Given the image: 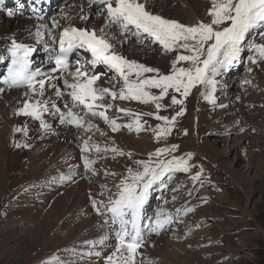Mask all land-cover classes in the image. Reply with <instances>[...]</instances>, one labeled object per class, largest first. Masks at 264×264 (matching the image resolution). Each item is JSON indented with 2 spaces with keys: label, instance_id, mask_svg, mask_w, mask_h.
Listing matches in <instances>:
<instances>
[{
  "label": "snow or ice",
  "instance_id": "snow-or-ice-1",
  "mask_svg": "<svg viewBox=\"0 0 264 264\" xmlns=\"http://www.w3.org/2000/svg\"><path fill=\"white\" fill-rule=\"evenodd\" d=\"M209 2L206 19L186 24L152 11L149 0H86L87 10L83 4L79 6V19L84 22V27L69 24L57 35L55 30L61 28L58 20L53 19L50 27L40 26L45 28L51 38V45L45 41L44 49L48 54L47 62L53 65L47 71L39 66L33 68L31 58L36 49L13 39L7 48L8 56H0V63L7 62L10 58L6 74L0 75H3L2 83L9 89L25 90L21 106L14 109V115L38 121L39 130L44 134L52 131V125L45 119L48 114L58 115L62 125L85 132L95 130L101 136H107V133L93 123V119L102 120L112 133L127 128L129 132L139 134L147 130V121L143 118L149 116L162 122L152 128L153 139L157 143L167 141L177 128L179 118L185 116V102L194 88H201L200 96L216 106V92L220 84L217 77L234 67L245 50L253 53L249 57L251 65L264 66V31H260L264 29V0ZM3 4L4 0H0V5ZM93 16L103 18V24L99 27L89 26L88 22ZM64 19L69 17L65 16ZM257 33L262 42L255 39ZM42 35L38 27L36 36L39 38ZM133 37L135 43L142 47L157 46L154 50L164 56L174 53L167 71L139 63L117 51V45L123 47ZM80 50L90 54V58H86L72 70L69 57ZM247 71L251 73L253 68L249 67ZM107 73H113L105 82L109 86L98 83ZM244 83L250 84L251 81L245 80ZM49 88L53 90L51 96H47ZM57 100L64 101L66 111L57 106ZM117 100L152 105L154 111L135 112L115 104ZM114 108L117 113L128 118L127 123H118L120 117L108 114ZM169 109L173 114H160ZM28 132L27 124L13 128L14 134L22 133L24 137H28ZM187 134V130H184V135ZM90 140L91 137H88L80 146L85 172L93 176L99 174L94 165L99 159L108 158L102 153H111L113 160L127 157L132 161V165L127 166L123 173L107 170L103 173L105 177H120L118 183L114 184L115 198L108 195L107 203L91 196L89 198L97 215L108 216L105 224L112 227L115 238L113 250L103 257L104 264H137V257H142L140 249L146 243L141 220L149 197L157 187L165 186L175 173H190L193 167L189 163L192 154L177 156L175 153L180 146L171 144L158 147L148 154L147 160H140L134 159L132 152L120 149L114 141L110 145L101 146L90 144ZM13 146L30 147L27 143L15 140ZM93 151L97 154V159L89 158ZM202 176L203 168L192 175L191 179L200 181ZM59 179L69 180L71 176L62 175ZM53 182H56L55 179ZM176 190L178 189H173ZM106 191L110 192L105 185L100 196L103 197ZM181 211L176 209L173 215L161 209L146 226L148 234L159 235L180 216ZM192 211L193 208H183L184 215ZM110 239L111 236L105 233L96 240L86 241L87 251H70L82 258L101 257V250L109 246L107 242ZM98 248L101 250H97ZM44 264L65 262L60 257L53 256ZM140 264L151 262L141 260Z\"/></svg>",
  "mask_w": 264,
  "mask_h": 264
},
{
  "label": "rangeland",
  "instance_id": "rangeland-1",
  "mask_svg": "<svg viewBox=\"0 0 264 264\" xmlns=\"http://www.w3.org/2000/svg\"><path fill=\"white\" fill-rule=\"evenodd\" d=\"M63 1L59 0L58 3L69 2L66 8L72 6L71 0ZM8 9L4 11L5 14ZM157 53L156 56H162L164 62L169 65L168 56ZM250 56L246 53L240 60L244 66L239 72L235 68L232 69L235 73L238 72V75L224 73L220 78L224 89L221 93L224 96L229 93L225 97L228 96L232 100L224 107V112L223 108L212 109L200 96L202 89L194 88L185 102V116L179 118L177 128L167 141H155L153 146H149L150 149L156 150L158 147L178 144L180 147L175 155L185 156L191 153L192 159L189 163L193 167L190 173H175L166 184L163 201L153 205L155 214L161 209L174 213L173 215L176 209L182 211L160 235L152 233L147 237L146 246L140 249L142 257H137V264H140L141 260L150 261L151 264H264V66L260 68L246 64L250 63ZM249 67H254L251 73L247 71ZM231 77L235 80L230 81ZM245 80H250L251 83L245 84ZM195 95H198L197 101ZM167 102L166 100L165 103ZM235 106H238L237 112L226 111L227 108L233 110ZM149 108L154 111L153 106ZM160 114L173 113L169 109ZM146 121L154 127L160 123L155 119ZM230 129L235 130L232 133L229 132ZM184 130H187V135H184ZM208 131L210 133H207ZM79 158L83 163L81 156ZM117 159L125 167L128 166L125 160L120 157ZM139 159L146 158L140 155ZM80 162L75 167V176L78 173L80 176L68 182L69 188L77 187L75 184L80 177L79 180L84 178L82 182H86V185L87 178L94 177L84 171ZM104 164L108 168L109 164ZM112 164L114 163L109 165L112 169L120 168ZM94 168L97 169V164ZM201 168V180L193 181L191 176ZM98 173L94 178L104 182V170L100 168ZM117 178L119 175L113 180ZM20 182L22 183L19 181L11 184L20 185ZM52 186L55 188L57 183ZM88 187L94 190L95 184H88ZM65 192L63 190L58 196V193H55V196L49 198L53 204L59 201L61 210L57 214L54 212L52 218L49 217L52 203H48L44 211L40 209V212L38 209V205L42 203L40 193L29 190L24 200L13 196L17 202L29 201V204H18L17 207L10 205L8 200V196L11 197L12 194L4 195V199L0 201V264H44V256L54 252L65 264H104L103 257L110 254L115 243L107 242L108 247L102 250L98 248L102 251L100 258H82L71 253L70 250L75 247L77 253L87 250L85 242L90 240L84 241L85 238H81L78 233L85 228V234L89 237L90 230L86 228L89 215L81 214L80 209L74 206L69 192H66L68 196H65ZM85 192L88 194L87 189ZM93 196L96 200L102 197L98 194ZM46 197L48 196H44L45 201ZM173 197L176 199L173 200ZM85 198H88V195H85ZM183 208H193L194 211L184 215ZM64 210H71L75 218L72 225L56 238V216H62ZM154 217L155 215L152 218ZM101 228H105L103 223ZM73 238L76 240L74 244ZM148 239L150 241H147ZM64 240L67 241L66 245L61 244Z\"/></svg>",
  "mask_w": 264,
  "mask_h": 264
},
{
  "label": "bare ground",
  "instance_id": "bare-ground-1",
  "mask_svg": "<svg viewBox=\"0 0 264 264\" xmlns=\"http://www.w3.org/2000/svg\"><path fill=\"white\" fill-rule=\"evenodd\" d=\"M37 1L40 2L41 0H37ZM46 1L48 0H43V2ZM71 1H72V6L70 8H66L69 4V2H66L68 4L58 7L56 13L47 16L46 17L47 20L40 21L38 17L33 19V18H27L26 16H20L16 6H14L15 9H11L10 11L8 10L7 14H5L4 11L8 7V5H10L11 6L10 8H12L14 3L16 2L12 0H4V4L0 5V56H5V57L8 56L7 48L10 45L11 41L15 39L17 42L29 45L34 49L36 48L37 45L40 46L41 55L39 57L37 56L38 54L37 55L35 54L36 58L34 60L37 63L35 67L39 66L45 71L50 69L53 65L47 62L48 54L45 52L44 49H45V41H48V44L51 45V38L47 35L45 28L40 26L47 25L50 27L53 19L58 20L61 25V28L55 30L57 35L59 34V32L62 30L63 27L68 26L69 24H72L77 27H84L85 26L84 22L80 21L79 19V14H80L79 6L83 4L85 6V10H87L86 0H71ZM24 2L27 1L25 0ZM3 7H5L4 11H2ZM149 7L151 8L152 11L159 13L165 17L178 20L182 23L191 24V23H195L197 19H206V12L210 7V2L209 0H149ZM31 8H32V4H30L28 9L32 10ZM35 11L36 13H40L41 16L45 14V9L39 11L35 9ZM22 12H26V11L24 10ZM9 13H12V15H9ZM65 16H68L69 19L67 20L64 19ZM103 22H104L103 18H96L95 16H93L88 22V25L89 26L95 25L96 27H99L103 24ZM38 27L41 33H43V35L39 38L36 36V31ZM255 39L257 40V42H262L259 40L258 33L255 35ZM155 47L157 46L142 47L141 45L135 43V38L133 37L129 39V42L125 44L123 47L117 45V51L122 52L129 59L136 60L139 63H143L149 66L158 67L163 71H167L169 65H167L164 62V59L161 58L162 56L160 58L156 56L158 54L157 52L159 51H155L154 50ZM246 53H248V55H253V53H251L250 51L245 50L242 53L240 60H242L243 56ZM171 55H175V54L173 53L168 56L169 61L171 59ZM6 64H10V58L8 59L7 62L0 63V70H2ZM246 64L249 65L250 63L248 62ZM243 66L244 63L242 64V61L241 63L239 61L234 67H232L229 71H227L225 75L226 74L238 75L237 73L241 68L243 69ZM234 68L238 70L237 73L234 72L235 70L234 71L232 70ZM71 69L74 70L75 68H71ZM112 75L113 73H107V75L101 77V81H98V83H102L104 84V86H109L105 82ZM220 78L221 76L217 77V79L220 81V84L218 85V89L216 92V97H217L216 106L210 104V107H212V109L214 108L224 109V107H220V105L227 106L228 103L232 101L228 96L225 97L229 93L227 94L224 93L225 96L221 93V91L224 92L223 91L224 89H222V81L220 80ZM229 80L234 81L235 79L231 77V79ZM113 83H115V81H113ZM230 85H232V83H230ZM117 87H119V85H117ZM24 91H25L24 89H8V87L6 86H2L0 90V201L1 199H4V195L12 194L11 197L8 196L10 205L17 207L18 204L19 206L29 204V201L26 200L24 202H17L15 200L16 199L15 197L17 196V198L20 197L22 200H24L26 197V193H28L29 190H32L37 194L40 193L42 198V203L38 205V209L39 211L40 209L41 211H44L48 203L53 204V202L49 198L53 195L55 196V193H58L57 194L58 196L59 193H61V191L65 190L66 192H69L70 197H72V199L74 200L73 202L74 206H77L78 209H80L81 214H83L84 216L89 215L88 216L89 220L86 225L87 226L86 228L90 230L89 237L88 235L86 236L85 234L84 231L85 228L81 230L78 233V235H80L81 238L83 237V239L85 238L84 239L85 241L91 239L96 240L101 235L108 233L111 236V239L108 242L114 244L115 238L112 232V228L107 227V225L105 224V219H108V216L97 215L95 210L91 206V200L89 197L91 196L92 198L95 199L93 194H98L99 196L100 192L104 190V186L106 185L107 189H109L110 192L106 191L105 195L101 197L100 200H103L104 203H107L108 194H113L114 196L116 192V188L114 187V184L118 183L120 177L117 178L116 180H113L114 179L113 176H108L105 177L104 182H99L94 178L95 176L94 177L89 176L87 178V185L86 182H82L84 181V178L81 181L79 180L81 178L80 177L75 184V186L77 185L78 186L74 188H69L68 182L75 180L77 177L80 176V173H78L75 176V167L80 162L79 156L82 155L80 154L81 153L80 146L82 144V141L88 139V137H91V140L89 141L90 144H99L101 146H104L106 144L110 145L114 141L115 145L118 146L120 149L124 150L125 152H132L134 154L133 155L134 159H139V156L141 155V157L144 156L146 158L142 160H147L148 154L155 151L152 150V148L151 149L149 148V146H153L155 144V140L153 139V133H152V128L154 126L147 121V125H146L147 130L139 134L135 132H129L127 128H122L120 132L112 133L108 129L107 125L103 123L102 120L93 119L92 122L98 124L100 129L107 133V136H101L100 133L95 130H93L92 132H85L82 129L78 130L68 125H62L59 121V118H56L58 117V115L53 116L46 114L45 119L52 125V131L51 133L44 134L41 130H39L38 121H33L28 117L14 115V109L21 106ZM52 93L53 90L49 88L47 91V96H51ZM47 96L45 98H47ZM194 98L197 101L198 95H195ZM56 102H57V106L60 107L62 111H66V109H64L63 107L64 101L57 100ZM115 104L130 108L135 112L146 113L153 111L152 109L149 108V106L152 105L140 104L136 101L117 100L115 101ZM224 111L225 109L223 110V112ZM226 111H231L232 113L237 112L238 106L237 107L235 106L233 110L227 108ZM108 114L112 117H117V116L120 117V119H118V123L124 124L128 122V118L124 117L122 113H117L115 111V108L110 110ZM143 119L146 121V119H154V118L145 116ZM25 124H27L29 129L28 137H24L22 133H15V134L13 133L14 127H23ZM234 127H236V125H234ZM234 130L235 129H230L229 132L233 133ZM207 133H210V131H208ZM13 140L20 143H27L30 145V147L15 148L13 146ZM101 155L107 156L108 158L101 159V161L97 163L98 170L101 168L104 171L107 170L118 174L123 173L125 171L127 166L125 167L124 164L118 161L117 158L115 160L111 159V153H106V154L102 153ZM218 155L222 156L220 153H218ZM89 158L97 159L98 157L97 154L93 151L89 154ZM120 158L122 160H125L126 163L128 162V166L132 165V161L129 160L127 157H120ZM105 162H107L109 165H111V163H114L112 165H118L120 166V168H115L117 170H114L111 168L112 166L109 165L108 168H106V164H104ZM99 163H102V165L100 166ZM80 165H83V163L80 162ZM62 175L71 176V179L61 181L59 178ZM244 178L246 177L244 176ZM54 179L57 183V186L55 188L52 186V184H54L55 182H52V184L50 183ZM111 179L113 180V182H110ZM19 181H22V183L20 182L21 183L20 185L11 184V182H19ZM88 184H95V189L94 190L90 189L88 187ZM40 188H42L41 192H40ZM86 189L88 191V194L85 192ZM48 191H50L51 193L49 194ZM85 195H88V198H85ZM13 196H15L14 197L15 199L12 198ZM44 196H48L46 197V201ZM65 196H68V194L66 193ZM8 200L6 201L7 202L6 204H8ZM97 200L100 201L99 199ZM6 208L8 210V205L6 206ZM50 209L51 211L49 217L52 218L54 212H56L57 214L61 211L59 210V201L55 202ZM154 210L155 209H152L151 212H148V219L146 220L145 223L142 222L143 227L149 225L150 222L153 220L152 217L153 215H155ZM56 217H57V227L55 229V235L57 238L59 235L65 232L64 230H67L69 226L72 225L75 216L74 214H72L71 210L69 211L64 210V214L62 216H56ZM102 223L105 225L104 229L101 228ZM144 233L146 234V239H147V237L150 235L148 234L147 227L146 230L144 229ZM75 241L73 242V244L75 243ZM147 241L150 240L148 239ZM61 244L66 245L67 241L64 240ZM69 249L70 247L68 248V250ZM53 256H58V255L55 252L45 255L44 256L45 261L49 260ZM83 262H85L84 259Z\"/></svg>",
  "mask_w": 264,
  "mask_h": 264
}]
</instances>
